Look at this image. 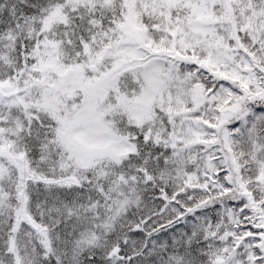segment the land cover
<instances>
[{
  "label": "snow or ice",
  "instance_id": "snow-or-ice-1",
  "mask_svg": "<svg viewBox=\"0 0 264 264\" xmlns=\"http://www.w3.org/2000/svg\"><path fill=\"white\" fill-rule=\"evenodd\" d=\"M0 264H264V0H0Z\"/></svg>",
  "mask_w": 264,
  "mask_h": 264
}]
</instances>
